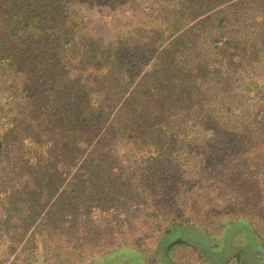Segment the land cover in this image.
<instances>
[{
	"label": "trees",
	"instance_id": "16d2710c",
	"mask_svg": "<svg viewBox=\"0 0 264 264\" xmlns=\"http://www.w3.org/2000/svg\"><path fill=\"white\" fill-rule=\"evenodd\" d=\"M213 157L263 186L264 0H0L1 231L132 216Z\"/></svg>",
	"mask_w": 264,
	"mask_h": 264
},
{
	"label": "rangeland",
	"instance_id": "374dc122",
	"mask_svg": "<svg viewBox=\"0 0 264 264\" xmlns=\"http://www.w3.org/2000/svg\"><path fill=\"white\" fill-rule=\"evenodd\" d=\"M82 16V34L103 44L127 24L91 10ZM211 160L210 170L174 161L166 190L144 193L132 216L113 221L73 217L58 227L46 213L52 198L21 231L0 230V264H264V184L252 188L233 160Z\"/></svg>",
	"mask_w": 264,
	"mask_h": 264
}]
</instances>
